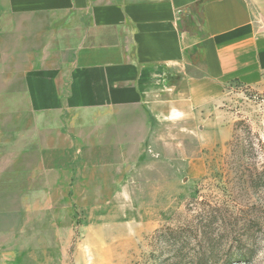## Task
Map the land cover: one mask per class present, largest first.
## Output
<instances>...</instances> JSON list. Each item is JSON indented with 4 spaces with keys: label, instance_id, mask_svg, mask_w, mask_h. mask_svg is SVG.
Here are the masks:
<instances>
[{
    "label": "rangeland",
    "instance_id": "rangeland-1",
    "mask_svg": "<svg viewBox=\"0 0 264 264\" xmlns=\"http://www.w3.org/2000/svg\"><path fill=\"white\" fill-rule=\"evenodd\" d=\"M246 1L264 31V0ZM13 38L0 35V256L19 246L28 264H264V89L229 84L197 134L168 126L163 157L100 179L78 115L31 111L30 59L14 58L29 50Z\"/></svg>",
    "mask_w": 264,
    "mask_h": 264
},
{
    "label": "crops",
    "instance_id": "crops-1",
    "mask_svg": "<svg viewBox=\"0 0 264 264\" xmlns=\"http://www.w3.org/2000/svg\"><path fill=\"white\" fill-rule=\"evenodd\" d=\"M0 35L29 50L14 58L30 59L31 111L80 117L100 179L163 157L168 126L197 134L229 84L264 89V31L246 0H0ZM22 258L15 246L0 264Z\"/></svg>",
    "mask_w": 264,
    "mask_h": 264
}]
</instances>
